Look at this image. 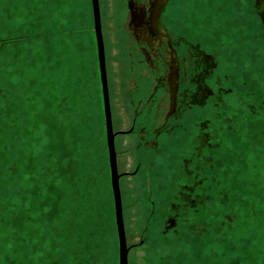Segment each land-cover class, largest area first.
I'll return each instance as SVG.
<instances>
[{"label": "rangeland", "instance_id": "rangeland-1", "mask_svg": "<svg viewBox=\"0 0 264 264\" xmlns=\"http://www.w3.org/2000/svg\"><path fill=\"white\" fill-rule=\"evenodd\" d=\"M128 264H264V0H99ZM0 264H119L91 0H0Z\"/></svg>", "mask_w": 264, "mask_h": 264}, {"label": "water", "instance_id": "water-1", "mask_svg": "<svg viewBox=\"0 0 264 264\" xmlns=\"http://www.w3.org/2000/svg\"><path fill=\"white\" fill-rule=\"evenodd\" d=\"M91 8H92L93 29H94L95 43L97 50L99 77L101 84L106 147H107L108 164L110 170V185L113 196L115 226H116L117 240H118V262L119 264H128V247L126 242L122 201H121V191L119 184L121 175L118 172L117 154H116L115 142H114V139L118 133L114 132L113 123H112L99 0H91Z\"/></svg>", "mask_w": 264, "mask_h": 264}, {"label": "flooded vegetation", "instance_id": "flooded-vegetation-1", "mask_svg": "<svg viewBox=\"0 0 264 264\" xmlns=\"http://www.w3.org/2000/svg\"><path fill=\"white\" fill-rule=\"evenodd\" d=\"M117 136V135H116ZM114 142H115V139H114Z\"/></svg>", "mask_w": 264, "mask_h": 264}]
</instances>
